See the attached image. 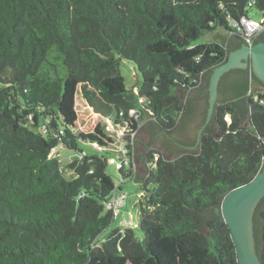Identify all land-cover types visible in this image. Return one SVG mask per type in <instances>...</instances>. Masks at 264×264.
Listing matches in <instances>:
<instances>
[{"label":"trees","instance_id":"16d2710c","mask_svg":"<svg viewBox=\"0 0 264 264\" xmlns=\"http://www.w3.org/2000/svg\"><path fill=\"white\" fill-rule=\"evenodd\" d=\"M251 10L264 13V0H0V264H239L217 208L264 168V82L251 60L223 75L199 141L176 135L195 99L204 125L210 78L229 53L264 41V30L250 43L236 25ZM123 59L142 74L138 93ZM88 109L127 127L128 140L165 138L170 156L149 148L144 175L134 142L118 169L141 185V237L127 227L99 238L127 195L113 194L120 157L107 154L121 153ZM60 145L96 150L62 164ZM121 194L116 213L108 203ZM254 231L264 263V197Z\"/></svg>","mask_w":264,"mask_h":264},{"label":"water","instance_id":"95a60500","mask_svg":"<svg viewBox=\"0 0 264 264\" xmlns=\"http://www.w3.org/2000/svg\"><path fill=\"white\" fill-rule=\"evenodd\" d=\"M249 60H251L252 71L255 76L264 82V41L256 44L245 43L242 47L233 50L229 53L227 60L213 71L210 78L209 105L204 125H200L202 102L195 99L196 101L192 102V115L185 119L180 132L176 135L177 138L181 137L186 142H190L198 135L199 141L203 129L213 116L219 97H223L222 94L219 96V86L223 75L233 69L247 68ZM199 126L202 128H198ZM164 141L165 138L162 136L153 139L146 132L137 133L135 137V162L138 175L145 174L144 159L149 148H161L166 156H170L169 152L162 146ZM194 147L189 146V148ZM263 197L264 168L249 182L228 191L222 199L221 206L217 208V213L223 216L229 227L239 264H264L257 252L254 231L255 210Z\"/></svg>","mask_w":264,"mask_h":264},{"label":"rangeland","instance_id":"374dc122","mask_svg":"<svg viewBox=\"0 0 264 264\" xmlns=\"http://www.w3.org/2000/svg\"><path fill=\"white\" fill-rule=\"evenodd\" d=\"M250 15L254 18H261L263 13L256 12L255 10L250 11ZM206 37V36H205ZM205 37L202 40H205ZM208 39H213L214 37L208 36ZM120 71L123 77L125 78V85L126 88L129 90H133L135 93H138L139 88L141 86V82L143 80L142 74L138 71L135 64L128 60H121L120 61ZM90 116L94 117L97 116L101 118L104 123L106 124V133L109 137L112 138L113 144L111 148L118 152H122L124 149L127 148L128 143L134 142V149L132 150V162L134 164V168L136 170V162H135V136L132 135L129 137L131 140H128L127 132L128 128L121 126L120 124H115L113 120L109 118H104L91 109H88ZM79 150H70L68 148L60 149L58 152L59 158L62 161V164H67L71 160L78 159L80 157L81 152L85 151L87 153H92L96 149L89 145H81ZM148 151V150H147ZM108 156H118L115 153L107 154ZM121 155V154H119ZM118 167L115 164H109V172L113 175L114 181L117 185V188L113 194L119 195L121 192H124L127 195V199L125 204L120 207L119 215L115 218V220L110 224V226L105 229L99 236L100 239H104L107 237L113 229L121 228L125 229L127 227H133L135 229L137 237H141V233L139 230V220H138V212H139V205L138 201L142 195V189L139 181L135 180V178H131L125 182L122 181V178L118 174ZM66 176L71 178L73 173L71 171L66 172Z\"/></svg>","mask_w":264,"mask_h":264},{"label":"built area","instance_id":"2783aa9c","mask_svg":"<svg viewBox=\"0 0 264 264\" xmlns=\"http://www.w3.org/2000/svg\"><path fill=\"white\" fill-rule=\"evenodd\" d=\"M236 25L238 26V29L240 31H243L245 33V37L246 40L248 42L251 43V39L252 37H254L255 35H257L259 32H261L262 30H264V13L263 16L261 18H254V17H244L242 18L240 23H236ZM131 113H135V110H132ZM129 131V130H128ZM136 132H133L132 135V139L133 136H135ZM63 148L62 145H60L59 147H54L52 149V153L56 154L58 153L59 149ZM127 155H128V149H124L121 152V155H118L120 158H112L110 159V162L112 164L117 165L118 168L123 167L125 164H129V160L127 159ZM125 199V195L121 194L118 198L113 199V201L111 203H108V207H115V212L117 213V206L120 205L121 203L124 202Z\"/></svg>","mask_w":264,"mask_h":264},{"label":"flooded vegetation","instance_id":"af4514ba","mask_svg":"<svg viewBox=\"0 0 264 264\" xmlns=\"http://www.w3.org/2000/svg\"><path fill=\"white\" fill-rule=\"evenodd\" d=\"M230 78H231V76H229L228 78H226V79L224 80V82H226V83L230 82V81H231Z\"/></svg>","mask_w":264,"mask_h":264}]
</instances>
